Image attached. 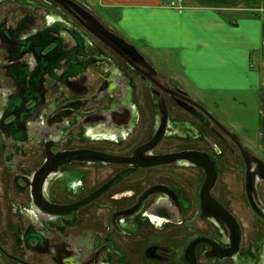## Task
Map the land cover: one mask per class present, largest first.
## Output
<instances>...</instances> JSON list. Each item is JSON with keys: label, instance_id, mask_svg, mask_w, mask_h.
I'll return each instance as SVG.
<instances>
[{"label": "flooded vegetation", "instance_id": "af4514ba", "mask_svg": "<svg viewBox=\"0 0 264 264\" xmlns=\"http://www.w3.org/2000/svg\"><path fill=\"white\" fill-rule=\"evenodd\" d=\"M58 1L84 22L73 3L95 16L78 0H0L1 155L5 169L13 172L12 203L22 198L15 209L26 204L28 212L19 217L25 231L22 257L0 243L2 255L15 264H264V235L257 244L250 239L244 249L242 220L234 205L222 199L223 189L238 197L235 173L240 172L222 174V160L232 159L244 169V205L262 219L248 199L247 165L237 141L256 156L202 100L160 76L146 56L139 52L143 58L132 54L126 59L106 45L145 83L150 100L155 99L148 121L133 78L113 58L92 53L90 36L98 38ZM46 10L72 22L40 27L38 11ZM99 124L105 134L92 135ZM148 125V138L131 151L109 150L128 147V128L135 126L139 134ZM78 140H105L109 149L69 147ZM72 164L99 167L70 170ZM252 169L251 195L264 213L255 189L264 183V163L258 159ZM72 172L74 184L65 192L76 197L56 200L53 186L64 188L72 181L64 177ZM4 175L0 167V181ZM95 176L104 178L88 189ZM213 177L209 195H203ZM238 212L250 237L249 214ZM34 221L41 223L40 229ZM180 235L185 242L175 248Z\"/></svg>", "mask_w": 264, "mask_h": 264}, {"label": "crops", "instance_id": "0c3cea01", "mask_svg": "<svg viewBox=\"0 0 264 264\" xmlns=\"http://www.w3.org/2000/svg\"><path fill=\"white\" fill-rule=\"evenodd\" d=\"M96 6L116 15L110 19L120 37L137 50L177 62L203 103L210 94L252 95L253 151L264 163V0H97Z\"/></svg>", "mask_w": 264, "mask_h": 264}, {"label": "rangeland", "instance_id": "374dc122", "mask_svg": "<svg viewBox=\"0 0 264 264\" xmlns=\"http://www.w3.org/2000/svg\"><path fill=\"white\" fill-rule=\"evenodd\" d=\"M80 1V3L82 5H85L92 13L95 14L96 17H98V19L101 21V23L107 27L110 31H112L113 33L116 34H120L119 31L116 29V25L111 21L110 16L112 17V15H114L113 17L115 18V14L109 15L107 14L105 11L99 9L96 4H97V0H78ZM58 13L54 14L53 12H50L49 10L46 11H38V15L40 17L39 20V26H45V25H49L52 23H60L65 22V20H69L70 22L71 19L68 18V16H64V18H61L59 15H57ZM80 30L81 28L78 27ZM87 35V33H85ZM89 36V35H88ZM120 36V35H119ZM90 39L93 43V48L94 50L92 51V53L94 55H100V56H108L110 58H113V60H116L123 68H124V72H126L127 74H130V76L133 78L134 83L136 84L138 90L141 92V94H138V96L141 98V96L144 99V106L147 108L148 110V118L147 120L150 121V119L152 120V117H150V113L152 114L153 109H152V104L154 102L155 99L150 100V96H149V92L147 91V86L145 85V83H143V81H141L138 76L129 68V66L123 62L122 59H120L117 54H115L111 49H109L106 45H104L101 41H99L98 39H96L93 36H90ZM139 49V52L141 54H143L144 56L147 57V59L152 62V65L154 66V68L158 71L159 75H163L165 77L171 78L178 86H180L183 89L186 90H190V87L187 85L184 76H183V71L181 66L175 62V61H170L169 59H167L166 57L159 55L155 52H152L150 50L147 49ZM98 85V81L94 83V86L96 87ZM191 92L196 98L200 99V100H204L199 94L195 93L194 91H189ZM217 96H218V100H217ZM214 95V94H210L209 96L207 95L206 98L207 100L204 101V105L205 107L208 109V111L216 118L218 119V121L226 128L231 129L232 132H235L236 134H238V136L241 138V140L244 142L243 146L245 148H247L248 150H250L254 155L255 152L257 150V134H258V128H257V107H256V103H254V99L252 95H246V94H240V95H227V96H219V95ZM217 101V103H216ZM133 103V102H132ZM137 104H139V106L141 105V101H137ZM136 108V107H135ZM151 110V111H150ZM142 114V112H141ZM104 124V123H103ZM145 126V125H144ZM143 126V128L145 129V127ZM142 128V127H141ZM111 129V128H110ZM135 126L128 128L127 130H124V133L126 132L127 136H130L129 138V143H128V147L123 149L116 146L115 148H110L109 147H105L107 145V141H103L101 140L99 141H89V142H81V140H78L77 142H73L72 144L69 145L70 148H83V147H88V148H94L96 150H102V151H108L111 150L113 152H119V151H123V152H129L131 151L133 148H135L138 144H140V142L142 143L143 141H145L149 134H150V125H148V128L146 130H141L139 131L140 133L138 134V132L134 131ZM104 127L101 126V124H99L98 126L94 127L91 129V134L92 135H100L103 136V134H105L104 131ZM109 130V129H108ZM76 132H78V130H76ZM135 133V134H134ZM112 138V136H111ZM110 138V139H111ZM66 141H64L65 143ZM66 144V143H65ZM176 144V143H175ZM42 146V145H41ZM254 148V149H253ZM172 149V148H171ZM41 152V149H39ZM254 150V151H253ZM2 152L3 149L1 148L0 145V167L3 169L5 175H4V180L0 181V243L3 245V247L7 250L8 253L12 254V255H16L19 257H22V247H24V240H21V235L23 234V232L21 230V224L19 217L21 215H23V213H28L25 210V205H21V207H17L18 210L15 209V205L19 206V204L21 203L20 201L23 200L22 198L17 199L15 197L14 203H12L15 193L14 190H11V181L13 178V172H8L5 167V160L2 159ZM228 156V155H225ZM227 158H230L229 156ZM239 158V157H238ZM240 159V158H239ZM33 160H31L30 166L34 167L35 165H37L40 162V158H38L35 162H32ZM231 162H233V166L231 167H227L225 168V165H231ZM226 160L223 159L222 160V164H223V169H222V174L225 173L226 171H232V172H240V173H235L238 176V188H237V192H238V197L235 198L233 195L231 196L228 192L224 191L223 189V200L229 204V205H234V209L235 211H237L238 215L240 216V219L242 220V225L244 228V234H245V239H246V243H245V248L247 249L248 246H250V242H254V243H258V237L263 236L264 235V221L260 218H258L254 213H252L250 211V209H248L247 207H245L244 205V169L243 166L240 167V165L237 162L234 164V160ZM236 164L238 165V167L236 166ZM84 164H72L69 165L68 168L73 169L76 167H80L83 169H89V168H97L99 166L95 165V166H83ZM237 167V169L235 168ZM234 168V169H233ZM31 170V169H29ZM75 172L73 173H69L68 176L64 177V178H68V179H72L71 182H69V184L66 183V185L63 187H61L59 184H55L53 186V190L52 194L55 195L54 198H56V200L58 201H65V200H69V197H76V195L73 194H68L67 192H65V188L69 189L72 187V184H74L73 182V178H75ZM53 181L55 179V177H52ZM104 177H99V176H95L94 179L88 184V181H85V185L88 184V186L86 185V187H88V189H90V187H92L95 184L100 183L103 180ZM70 183H72L70 185ZM65 184V183H64ZM75 184L77 185V182H75ZM255 189L258 190L259 192V196H260V201L264 206V183H261L259 185H257V188L255 187ZM62 190V191H61ZM61 191V192H59ZM75 191V189L73 190ZM10 194L12 196H10ZM77 194V193H74ZM68 198V199H67ZM26 199V198H24ZM3 201V203H2ZM246 204V203H245ZM240 207V208H239ZM239 209H244V211H246L249 214V224H251V233H250V237L247 236L248 232H247V228L244 222H243V218L241 217V213L238 212ZM25 210V211H24ZM22 213V214H21ZM21 214V215H20ZM9 215V217H8ZM33 226H36L37 229L41 228V223L38 221H34ZM29 225V222L27 220H25V226L27 227ZM179 234V233H178ZM180 239L178 240V243L174 242V246L175 248H179L181 247V243L185 242V238L186 236L184 235H180ZM252 239V240H250ZM250 240L249 243H247ZM20 241V242H19ZM17 242L21 243V247L20 249L18 248L19 245H17ZM144 242V241H143ZM149 241H146V243H148ZM145 243V244H146ZM145 244L143 246H145ZM29 257L31 258V260H33V257L29 255ZM180 260H177V262L179 263ZM0 264H15L14 261L9 260L7 258H5L2 253L0 252Z\"/></svg>", "mask_w": 264, "mask_h": 264}, {"label": "water", "instance_id": "95a60500", "mask_svg": "<svg viewBox=\"0 0 264 264\" xmlns=\"http://www.w3.org/2000/svg\"><path fill=\"white\" fill-rule=\"evenodd\" d=\"M58 2L62 4L69 12H71L76 18H78V20H80L81 23H83L85 27L89 29L90 32L93 33L100 41H102L105 45H107L109 48H111L113 51H115L117 54H119L123 58L127 59V56L132 57V54H135L138 57L143 58L135 46L131 45L125 39L119 37L112 31H110L108 28H106L94 15L88 12H85L79 6L73 3L74 8L76 9L75 11L79 13V15L83 16L84 20L86 21L84 22L81 18L77 17V14L75 12L71 11L67 7V3H64L61 1H58ZM184 99H186V101L188 102H192L188 98H184ZM199 107H201L203 111H205L209 115L210 118L214 119L202 106H199ZM237 144L240 148V151L247 165L246 190H247L248 199L250 201L253 211L264 220V213L258 208L259 206L253 200L252 195H251L253 188H254V180H253L254 173L252 169V164L258 163V159L256 157H253L250 153H248L238 141H237ZM214 180H215L214 177L210 179L208 178L206 185L204 186L203 191H202L203 195H206V196L209 195V189L214 183Z\"/></svg>", "mask_w": 264, "mask_h": 264}, {"label": "built area", "instance_id": "2783aa9c", "mask_svg": "<svg viewBox=\"0 0 264 264\" xmlns=\"http://www.w3.org/2000/svg\"><path fill=\"white\" fill-rule=\"evenodd\" d=\"M175 1H181V0H175Z\"/></svg>", "mask_w": 264, "mask_h": 264}]
</instances>
